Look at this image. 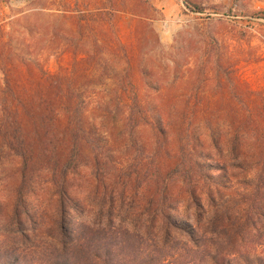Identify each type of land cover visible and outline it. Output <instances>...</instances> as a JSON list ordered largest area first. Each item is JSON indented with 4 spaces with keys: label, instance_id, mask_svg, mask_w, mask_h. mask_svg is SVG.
I'll use <instances>...</instances> for the list:
<instances>
[{
    "label": "rangeland",
    "instance_id": "1",
    "mask_svg": "<svg viewBox=\"0 0 264 264\" xmlns=\"http://www.w3.org/2000/svg\"><path fill=\"white\" fill-rule=\"evenodd\" d=\"M190 1L191 6L184 0H0V125L4 106L16 101L4 81L12 63L67 76L64 86L83 103V125L89 133L79 173L71 182L72 197L80 204L68 215L75 225L87 221L103 226L101 242L115 241L116 260L129 264L153 260L213 264L218 256L233 264H260L264 229L254 213H246L250 203L246 195L252 193L260 169L233 160L224 136L217 148L203 117L195 119L193 139L171 141L169 162L157 157V138L150 124L128 129V100L120 91L131 88V83L146 104L191 99L224 105L248 101L251 91L264 92V0ZM196 5L204 12H196ZM223 54L231 66L218 78L210 71L218 66L205 69L203 63L206 57L217 61ZM3 56L10 59L8 65L1 63ZM23 84L19 91L27 100L30 85ZM167 87V93L178 92L156 95ZM193 90L199 94L184 96ZM171 115L168 121L176 119ZM221 120L225 122V115ZM56 141L55 147L49 145L50 153L63 162L66 149ZM182 143L191 151L196 145L205 146L211 161L225 167L213 173H222L226 182L197 181L193 193L183 183V166H178V173L173 170ZM97 159L105 163L103 173L115 191V206L102 211L94 194ZM19 164L0 131V264H55L57 257H66L49 238L59 199L51 175L43 172L28 188L29 216L24 215L18 196ZM160 167L169 171V182L163 185L165 211L182 230L167 232L160 220H150L154 211L148 209L147 175ZM111 221L113 228L105 226Z\"/></svg>",
    "mask_w": 264,
    "mask_h": 264
},
{
    "label": "trees",
    "instance_id": "2",
    "mask_svg": "<svg viewBox=\"0 0 264 264\" xmlns=\"http://www.w3.org/2000/svg\"><path fill=\"white\" fill-rule=\"evenodd\" d=\"M184 3L191 6L190 0H184ZM196 12L204 11L202 7L196 5ZM230 60L227 58V54H223L217 61L214 60V57H206L203 67L208 69L210 64H215L218 69H210V71L220 78L229 71ZM9 61L10 59L6 56L1 59V63L6 65L9 64ZM22 64L18 67L14 62L6 72L4 71L5 89L8 93L10 92L13 98H16V101L10 107L4 106L0 131L5 133L6 146L20 161L18 196L21 200L19 205L22 206L24 215L29 216L28 202H26V200L29 201L28 188L30 189L36 183L43 172L48 171L55 187L56 196L59 198L56 209L57 216L53 221V231L49 238L54 244L51 246L66 257H59V259L57 257L55 264H129L121 259L116 260L117 252L113 246L115 241L101 242L103 226L91 225L87 221L75 225L68 216L71 209L80 208L79 201L72 197L73 185L71 182L74 180L72 177L79 173L84 142L89 137V133L83 125V103L79 99L73 98L74 93L67 84L64 86L67 76L49 74L44 70L38 71L29 68L26 63ZM23 82L30 85L29 90L26 91L27 100H23L21 91H19L24 86ZM167 90L169 87L158 89L156 95L158 94V97L162 98L166 94L175 95L178 92L171 90L167 93ZM198 94L197 90H193L185 93L184 96L192 98ZM120 95L123 99L128 100V129L132 132L145 125L144 123L150 124L155 130L157 138L159 150L157 157L167 159L164 160L165 162H169L168 159L172 155L171 141L176 138L177 141L183 142L186 139H193L195 137L193 132L195 119L203 117V120L208 123L209 137L217 148H221L219 142H222L221 139L224 136L223 143L225 145L226 142V146L229 148L228 152L233 160L240 164L244 162V164L254 165V168L260 169L257 180L252 184V193L246 195L250 202L246 213H254L260 222L261 229H264V92L253 93L251 91L249 95L247 94L248 101H241V103L231 101L224 105H216L211 102L203 103V101L191 99L183 102H179L177 99L165 105L146 104L133 83H131V88L122 87ZM255 95L260 97L254 99ZM170 114L176 119L168 121ZM220 115H225V122H222L221 117L223 116L220 117ZM178 134L182 137H178ZM53 140H58L56 143L66 149L64 152L67 156L63 162L59 160L56 153H50L49 145L53 144L55 147ZM186 145L182 143L180 151H177V164L174 165L176 167L173 170L178 173L180 172L178 166H183V183L185 182L186 186L193 190V193L194 189L199 186L196 184L197 181L205 184L208 182L211 185H220L226 182L222 173L218 175L213 173V171L225 170V167L218 162L211 161L213 158L205 153L207 150L205 146L195 144L196 146L194 145L195 147L191 151ZM93 146L97 147L98 144L93 143ZM198 157L205 161L198 160ZM102 161L97 159L98 168L93 171L94 194L97 195V201H100L101 211L104 208L107 209L108 206L109 209L115 206V191L113 187L111 188L114 183L110 181L106 173H103V166L105 169L107 167ZM168 173L167 169L160 167L159 172L154 171L147 175L148 189L146 191L149 193L148 198L150 199L148 209L151 212L154 211V215L150 217L151 222L160 220L167 226V232L172 228L183 229L179 221L174 220L165 211L166 188L163 185L169 182L167 180ZM108 225L105 226L113 228L112 221ZM256 225L257 222H253V226ZM107 231L111 232V229ZM126 232L129 233L130 230L127 229ZM227 240L232 241L230 238ZM156 262L153 260L150 264H157ZM213 264L233 263L225 262L218 256L215 257ZM260 264H264L262 257H260Z\"/></svg>",
    "mask_w": 264,
    "mask_h": 264
},
{
    "label": "crops",
    "instance_id": "3",
    "mask_svg": "<svg viewBox=\"0 0 264 264\" xmlns=\"http://www.w3.org/2000/svg\"><path fill=\"white\" fill-rule=\"evenodd\" d=\"M157 1H160V0H157ZM154 4H155V6H157V8H159V9H161L162 11L166 12V10L164 9V7H163L162 4L159 5L158 3H155V2H154Z\"/></svg>",
    "mask_w": 264,
    "mask_h": 264
}]
</instances>
